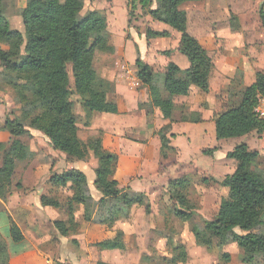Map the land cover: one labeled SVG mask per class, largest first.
<instances>
[{"label":"trees","instance_id":"obj_1","mask_svg":"<svg viewBox=\"0 0 264 264\" xmlns=\"http://www.w3.org/2000/svg\"><path fill=\"white\" fill-rule=\"evenodd\" d=\"M187 1L201 0H156V6L149 9L153 19H160L159 11L165 10L164 19L180 34L178 52L183 54L189 66L181 68L169 61L164 68L162 89L167 97L161 99L162 110L170 117L174 109L173 97L186 96L192 86L203 92L209 90L206 72L214 64L207 50L198 39L187 31V14L180 5ZM0 0V42L10 43L15 49L23 46V54L0 48V66L3 77L19 88L20 102L23 103L22 119H6V128L13 137L0 159V198L7 199L12 188L21 189L20 181L12 183L16 175L17 162L27 158L24 143L20 137L29 134L31 127L42 132L54 150L63 152L67 157L83 160L89 150L97 158L94 170V186L101 197L94 199L90 193L86 175L79 169L70 168L60 173H52L47 180L50 188L56 191L66 189L70 192L63 201L52 193L40 196L44 206L63 209L67 219H56L53 226L60 234L66 236L80 228L81 221L93 224L105 220L114 222L128 220L132 208L144 204L145 194L134 192L129 187H120L115 178L118 155L106 152L101 139L84 143L78 136L77 116L71 100L72 86L81 98V107L87 113H118L115 102L104 99L108 82L100 78L93 60L97 51H112L109 42L106 18L97 11L78 18L79 0H28L22 14L24 35L10 29L8 21L2 15ZM141 4L151 5L152 0H140ZM259 18L264 28V8L259 9ZM147 36H168V31L148 29ZM170 50L163 51L169 54ZM136 76L139 82L153 91L157 88L152 67L140 57L135 59ZM71 73L68 72V67ZM17 81L24 82L22 86ZM259 96H264V72H256L254 82L240 91L237 103L218 114L214 120L216 139L235 138L257 132H264V118L254 112ZM44 100L46 107H44ZM28 119V125L23 120ZM4 145L0 143V149ZM213 149L203 150L210 154ZM259 151L251 149L246 143L236 144L225 154L234 160L232 173L220 180V185L233 192V199H221L214 220H205L201 233L194 231L197 243L210 246L213 239L220 246L235 244L254 257H264V177L255 172L254 165ZM184 178L168 181V192L175 193L180 205L173 213L183 221L190 220L198 213L189 210L187 200L178 190ZM55 195L60 196L59 193ZM76 207H81V220L76 219ZM186 207V209H184ZM148 211V206L145 207ZM12 242L23 240L19 227L11 222L9 229ZM102 249L123 250L125 243L122 232L113 238L96 243ZM7 244L0 235V254H6ZM229 259V255H224ZM97 264H111L98 261Z\"/></svg>","mask_w":264,"mask_h":264},{"label":"rangeland","instance_id":"obj_2","mask_svg":"<svg viewBox=\"0 0 264 264\" xmlns=\"http://www.w3.org/2000/svg\"><path fill=\"white\" fill-rule=\"evenodd\" d=\"M27 1L3 0L2 2V15L8 21L9 28L15 29L23 35L24 26L22 14ZM78 4L80 6V11L77 15L78 18L93 11L100 12L106 18L112 51H97L93 60V67L97 75L109 83L106 92L103 94L105 100H113L114 102L112 96L115 90L114 80L109 81L102 77L105 70L109 68L113 75L116 72L124 75L126 79L128 77V81L132 84L133 72L130 67L133 66L136 70L135 59L141 57L137 49L138 43L136 42V44L134 41L135 39L136 41L140 39L142 43L148 41L150 44V51L144 53V56L146 55L147 58L144 61L150 63L153 69L157 82V88L155 90L158 92L159 106L161 107L158 105L156 107L153 101L147 103L138 102L137 107L134 108L135 113L131 114L132 109L129 110L128 104V110L117 118L118 120L130 119L132 125V128L125 135L128 141L122 146L120 153L125 156L133 155L136 158L139 156L147 158L145 151L142 149L145 138L153 137L154 132L158 134V131L161 129L166 130L163 127L157 128L155 125L161 123L162 117L164 119H172L173 113L177 109V104L174 103L172 114L170 117H167L162 110L161 99L167 97V93L162 89L164 68L168 62L167 58L170 59L173 53L177 57L178 63L180 62L179 57H183L187 61L183 54L180 53L179 55L176 53L180 34L164 21L168 16L165 10L162 9L159 11L158 16L160 19H153L151 17L149 9L156 6V0H152V4L146 6L142 5L140 0H79ZM261 5L264 8V0H248L242 6V9H245L242 14L237 12V8L228 9V7H225L222 0L187 1L182 3L180 8L185 10L187 14L188 33L198 38L201 42L207 40L205 35L211 29L216 31L222 30V33L228 36V31L231 30V27L244 25L245 28H243L240 34L244 37L243 40L246 41V56L250 62H253L252 65H254V55L256 50H258L257 53L259 52L260 55H256L257 62H255L257 63V67L264 72V28L259 18ZM150 21L154 22L153 28L155 30L167 31L166 29H169V35L165 37L147 36L146 31L150 29ZM130 45L133 46V53ZM255 45L257 46L255 47ZM204 47L208 53L211 52L208 46ZM0 48L18 52L20 55L24 53L23 46L20 49H15L7 42H0ZM166 50H170L169 54L162 52ZM134 52L135 57H133ZM181 70L184 69L181 68ZM2 71L3 68L0 66V103H2V112L4 111V120L8 118L22 119V109L24 106L19 101V88H15L14 85L10 84L3 77L4 73ZM68 72L69 74L71 73L70 66L68 67ZM252 76L254 75H250L249 73L248 79L245 80L242 73L238 71L234 79L230 81L231 86L223 89L217 86L216 80L212 79L211 82L215 83L210 92L216 95V98H214L215 105H220V107L216 108L217 111L220 109L225 110L229 106L237 103L240 91L244 89L250 78L252 79ZM210 77L211 75H209ZM70 79L71 89L73 91L71 100L74 103V113L77 116L76 125L78 127L79 138L84 143L91 142L97 138L101 139L103 150L114 153V124L116 123L114 116H110L112 113H108V116L107 113H87L81 107V98L75 93L72 86V78L70 77ZM23 83L22 81H17L18 86H22ZM123 84L127 86L126 82ZM141 86L145 87L142 84L137 85L134 91L139 90ZM210 96L205 95L203 98L197 100L202 106H208ZM42 103L46 107L44 100H42ZM197 116L199 117L198 113ZM23 121L28 125V119ZM26 128L29 129V134L22 135L20 140L24 143L27 158L24 161L17 162V173L13 177L12 183L20 181L19 177L26 169L35 168L38 165H41L45 169V173H47L48 167H51L50 174L70 168L78 169L77 166L83 165L82 163L87 165L86 170L88 173L92 170L94 171L97 167V158L91 150H89L87 157L83 160L67 157L59 150L53 151L51 146L45 141V138L43 139L45 136L41 131L28 126ZM104 140L105 148L103 146ZM202 142H205L203 143L205 146L203 147L204 150L217 147L222 153L231 150L238 143L246 142L251 148L258 149L260 156L254 165V170L264 177V132L260 135L257 132H252L240 137L219 140L215 137L213 139H204ZM160 144V162L164 165L160 169H165L166 172L170 170L169 173L165 172L161 177H155L154 175L150 178L143 172L146 163L142 160L143 162L141 161L140 165L141 170L130 176V178L121 175V172L119 174L117 172L114 175L120 187H129L134 192H143L146 195L143 205L132 208L128 220L119 219L112 222L114 223V230L116 229L114 236L118 232H122L119 228L121 226L126 232L125 238L122 232L125 248L115 251H151V258H155L156 264H186L190 258L189 254L193 253L194 258H196L197 251H208L213 255L214 260L212 258V263L215 261V264H224L227 262L230 264V254H233L234 257L231 264H264V257H254L253 254L239 248L235 244L230 243L220 246L217 240L213 239L210 246H204L197 243L194 238V231L197 233L203 231L205 220L215 219L221 199L228 201L233 199V192L222 187L220 180L233 172L234 160L226 158L220 153H216L214 156L213 151L207 155L197 151L191 156L193 162L191 163L192 169L189 173H186L181 166L172 163L173 160H176L177 150L170 148L164 142H160ZM5 148H7L6 145L0 149V159ZM60 153H63L65 156ZM212 156L213 159L211 158ZM154 161L152 160V163ZM148 165L149 163L147 162ZM194 165H197L198 168H195ZM170 168H173V170ZM153 177L155 178L153 179ZM179 177L184 178L183 185L178 190L186 198L189 206L188 209L198 213L197 216L187 221H183L174 215L173 209L179 208L180 205L178 199L175 197V193L172 190L168 192L170 189L168 188V181ZM92 185L94 187H92V190L95 191L94 183ZM45 187L46 194L51 192L52 195L61 201L67 195H70V192L66 189L56 191L50 188L48 184ZM56 193H59L60 196L55 195ZM146 206H148V211L145 210ZM63 215L64 219H67L65 212ZM74 215L75 217L77 216L76 219L81 220V207H76ZM147 222L150 225L148 232H146ZM79 229L70 232L65 238L50 231L47 234L48 238L41 242L40 248L45 251H52L54 254L57 251H62L59 257L57 255L51 256L56 262L55 264H66V262L69 264H79V262L81 264H96L100 261L99 254L102 251V248L97 246L96 242L101 239L97 236L93 237L94 233H85L84 236L79 232ZM86 236L90 237L87 238ZM15 249L12 248L11 251ZM155 251H166L167 255L164 257V260ZM154 252L156 253L155 255H153ZM225 254L229 255V259H225ZM82 258L85 259L82 260ZM117 258V256H114V260L118 261ZM198 260L200 264L204 263L201 261L202 257H199ZM2 261L0 258V262Z\"/></svg>","mask_w":264,"mask_h":264},{"label":"crops","instance_id":"obj_3","mask_svg":"<svg viewBox=\"0 0 264 264\" xmlns=\"http://www.w3.org/2000/svg\"><path fill=\"white\" fill-rule=\"evenodd\" d=\"M222 1L223 5H225V7H228V9L237 8V12L239 14H242L245 10L242 9V6L248 0ZM153 24L154 22L150 21V29L155 30L153 28ZM243 28H245L244 25H236L234 27H231V30L228 31V36L222 33V30L216 31L214 29H211L209 30L207 35H205V37L207 38L205 42H201L200 40H198L203 47L208 46L210 48L211 52H209L210 54H208L212 58L214 64L213 68L210 71L206 72V77L209 83V90L207 92H203L199 88L192 86L188 95L173 97V102L177 104V109L176 112L174 111L172 119H164L161 115V123L155 125V127L157 128L163 127L166 128V130L161 129L158 131V134L154 132V136L151 138L146 137L145 143H143L142 145V149L145 151V156L147 158H142L141 156L136 158L133 155L125 156L120 153V149L125 144V142L128 141L125 135L129 131V129L132 128V125L130 123V119L118 120L117 118L128 110V104L129 110L132 109L131 114L135 113L134 108L137 107L138 102L147 103L153 101L155 106L158 107V92L156 90L151 91L146 86H141L139 90L134 91V89L137 88V85L139 86L141 83L136 76L137 69L135 70L133 66L130 67L133 72L132 84H130V81H128V77L126 79L124 75L118 74L116 72H114L113 75L112 72H110L109 68L105 70L102 77L106 78L109 81L114 80L115 90L112 97L114 98V102L116 103L118 108V113L110 114V116H114V120L116 122L114 124V153L117 152L116 154H118V166L115 174H117V172L118 174L119 172H121V175L130 178V176L136 174V172H139L141 170L140 165L141 161L143 160L146 163L144 165L145 168H143V172L148 177L152 178V176L154 175L155 177H161V175H164L166 170L160 169L162 168V166H164L160 162L159 149L162 144H160V142H164L167 146H170V148H174L175 150H177L176 160H173L172 163L174 165L181 166L184 172H190V170L192 169L191 163H193L191 160V156L197 151L201 153L204 150L203 147L205 146L203 143L205 142H202V140L213 139L216 137L214 120L218 116V114L224 111L221 109L217 111L216 109L217 107H220V105H215L214 98H216V95H214L213 93L211 94L210 92L213 89L214 83L217 82V86H220V88L222 87L221 89L230 87V81H232L236 73L240 71L245 80L248 79L249 73L250 75H254L252 76V79L250 78L249 82L246 83L245 87H247L254 82L256 72H263L256 65V55H260L259 52L257 53L258 50H256V53L254 55V59L256 61H254V65H252L253 62H250L249 58L246 56V41L243 40L244 37L240 34V32L243 31ZM166 30L169 32V29ZM134 42L138 43H136L138 45V53L139 55H141L140 58L144 61L146 58V55L144 56V53H148L150 51L149 42L145 41L146 43H142L140 39H138V41H136L135 39ZM256 46L257 45H255V47ZM130 48L132 49L133 53V46L130 45ZM135 52L133 57H135ZM176 53L180 55V52H178V46ZM167 60L168 62L173 61L175 63H178L177 57H175L173 53L171 54L170 59L167 58ZM179 61L180 62L176 64L180 68L186 69L189 66L188 60L185 61L183 57H179ZM148 64L151 65L150 63ZM209 75H211L210 78ZM212 79L216 81L211 82ZM124 82H126L127 86L123 84ZM205 95H211L208 106H202V104H200V102L197 100L203 98ZM1 104L2 103H0V143L7 146L13 137L11 136L9 131L4 128L6 119L4 120V111L2 112ZM3 107L5 108V106ZM197 113L199 114V117L197 116ZM44 138L47 144H49L47 138L43 137V139ZM247 145L249 146V144ZM103 146L105 148V140L103 141ZM52 150L55 151L54 149ZM213 152L214 156L216 153H220L222 154V156H225L227 151L225 153H222L216 147V150H214ZM60 154L65 156L63 153ZM211 158L213 159V156ZM152 160L155 161L152 163ZM147 162L149 163L148 166ZM82 164L83 165L81 166H77V168L86 175L90 193L92 197L97 200L101 197V194L97 189H94L95 191L92 190V184L95 179L94 171L92 170L90 171V173H88V171L86 170L87 165L85 163ZM194 166L195 168H198L197 165ZM170 169L173 170V168ZM50 171L51 167H48L47 173H45V169L42 168L41 165H38L35 168L26 169V171L24 173L22 172L19 177L23 188L15 189L13 187L6 200L0 198V235L7 244L6 254H0V258L3 260L2 262H0V264H55L56 262L51 256H60L62 251H57L56 254H54L52 251H45L40 248V245L42 244L41 242L48 238L47 234L50 231H52L54 234H58L53 226V221L56 219H64L63 209L60 210L59 208L44 206L40 203V196L45 193L47 180L52 174H50ZM61 171L63 170L56 171V173H60ZM169 172L170 170H168L166 173ZM155 177H153V179ZM151 181L153 180L151 179ZM11 222L15 223L19 227L24 237L23 240L18 243L12 242L10 237L9 229ZM110 224H112V226H110ZM119 228L124 233L125 238L126 232L124 231V228L122 226ZM149 228L150 225L148 223L146 224V232L149 231ZM115 230L114 223H111L107 220L96 224L81 221L79 232L83 235L85 233H94L93 237H99L101 240H99L98 242H101L103 240L113 238ZM62 237L65 238V236ZM86 237L89 238L88 236ZM12 248L16 249L14 251H11ZM115 250L118 249H102L99 254V259L111 264H156L155 258H151V251ZM155 252H158V255L162 257L163 260L167 255L166 251ZM155 252L153 255L156 254ZM189 255L190 258L187 260L186 264H200L198 260L199 257H202L201 261L204 262L203 264H215V261L212 263V258L214 260L213 255H211L208 251H197L196 258H194L193 253ZM114 256L118 257V261L114 260ZM84 259L85 258H82V260ZM230 259L231 264V261L234 260L233 254H230ZM66 264L69 263L66 262ZM79 264H81V262H79ZM224 264H229V262Z\"/></svg>","mask_w":264,"mask_h":264},{"label":"built area","instance_id":"obj_4","mask_svg":"<svg viewBox=\"0 0 264 264\" xmlns=\"http://www.w3.org/2000/svg\"><path fill=\"white\" fill-rule=\"evenodd\" d=\"M254 112L261 118H264V96H259L254 106Z\"/></svg>","mask_w":264,"mask_h":264}]
</instances>
